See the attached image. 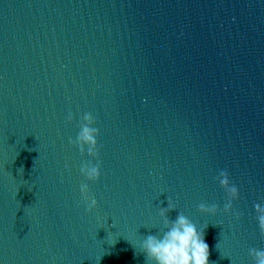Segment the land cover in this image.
<instances>
[{"label":"water","instance_id":"95a60500","mask_svg":"<svg viewBox=\"0 0 264 264\" xmlns=\"http://www.w3.org/2000/svg\"><path fill=\"white\" fill-rule=\"evenodd\" d=\"M180 215L264 250V0H0V264H157Z\"/></svg>","mask_w":264,"mask_h":264},{"label":"clouds","instance_id":"9594fccd","mask_svg":"<svg viewBox=\"0 0 264 264\" xmlns=\"http://www.w3.org/2000/svg\"><path fill=\"white\" fill-rule=\"evenodd\" d=\"M91 118L90 116L88 117ZM96 132L99 134L98 129L92 130L85 128L83 132V139L96 145L97 141L92 134ZM98 155V154H97ZM101 164L91 169L89 178L98 181L101 176ZM227 177L228 173L222 171L221 173ZM228 179L225 178L221 181L223 186H227ZM89 186L87 184L81 185V194L83 201L87 206L89 212L97 205V200L90 194ZM233 195H237L236 187L231 188ZM90 200V203L88 202ZM201 210H207L204 204L200 205ZM226 210L231 209V204L225 206ZM216 210V206H212V211ZM259 212V205L256 206ZM259 228L261 233L264 234V215L258 216ZM179 226L172 228L163 240H158L155 237H149L145 248L150 257L157 261V264H210V248L205 240V233L198 232L196 227L189 222L183 215L178 217L176 222ZM256 255V264H264V250L255 249L251 250Z\"/></svg>","mask_w":264,"mask_h":264}]
</instances>
